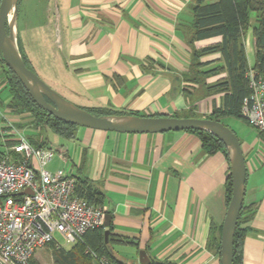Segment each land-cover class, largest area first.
Instances as JSON below:
<instances>
[{
	"label": "crops",
	"instance_id": "1",
	"mask_svg": "<svg viewBox=\"0 0 264 264\" xmlns=\"http://www.w3.org/2000/svg\"><path fill=\"white\" fill-rule=\"evenodd\" d=\"M46 1L39 4L52 13L60 41L55 74L47 77L68 89L64 96L77 105L122 115L199 118L231 108L229 94L210 87L228 72H204L224 65L222 54L204 55L200 60L207 64L195 66L192 48L221 36L190 43L194 0H55L53 9ZM250 21L245 48L253 67L256 16ZM18 36L37 66L19 26ZM220 121L237 134L247 163L244 261L264 264V137L241 115L225 114ZM43 139L57 150L52 160L57 157L58 166L49 170L64 169L100 193V205L111 214L107 242L119 259L141 264L145 250L150 261L221 264L215 238L220 241L228 208L231 160L225 152L208 153L187 130L128 133L78 126L73 138L46 130Z\"/></svg>",
	"mask_w": 264,
	"mask_h": 264
},
{
	"label": "trees",
	"instance_id": "2",
	"mask_svg": "<svg viewBox=\"0 0 264 264\" xmlns=\"http://www.w3.org/2000/svg\"><path fill=\"white\" fill-rule=\"evenodd\" d=\"M1 2V0H0ZM22 0H19V11ZM194 12L193 22L190 25L193 36L190 43L195 40L221 36V40L211 43L204 47L192 48V54L196 60L195 66L200 67L204 64L200 59L202 56L220 52L222 54L224 65H218L215 68L204 71L206 75L227 71L228 76L211 85V89L226 92L227 104L231 107L229 110L216 108L209 115V118L221 120L225 114H238L244 97L249 93V80L247 71L252 68L259 74L264 75V0H194L192 3ZM256 13V21L253 26V37L255 39L256 61L253 67L249 66L246 48L245 35L251 27V14ZM21 55L28 67L31 66L28 55L23 51L19 42ZM36 71V70H35ZM37 72V71H36ZM8 90V97L1 96L3 90ZM85 108V107H84ZM89 111L101 115H122L124 111L113 110L109 108H99L97 111L86 108ZM0 110L13 114L30 116V123L34 128L51 130L66 138L75 137V130L78 125L67 123L58 119L40 106L30 95L25 85L10 65L3 59L0 51ZM96 110V109H95ZM16 126L22 128V124ZM196 133L201 141L203 148L208 153L223 151L230 157L229 150L223 141L206 129H185ZM37 146H46L45 139L42 141H31ZM16 143L15 140H8L6 143L0 141V157L10 155L13 158H20L11 146ZM227 202L230 203L232 197V175L227 180ZM77 191L81 196L86 197L91 202L100 205V193L92 188L88 180L77 179ZM248 207L243 204L237 229L234 238V264H245L244 261V236L248 230L242 227V218ZM112 228V225H110ZM222 232V229H221ZM221 235V234H220ZM214 241V237L212 242ZM215 246L221 252V236ZM53 250V256L56 264H95L96 258L106 257L113 264H136L119 259L111 250L107 242L105 226L90 229L84 235L83 240L73 244L70 247H57L54 244L49 246ZM32 264H42L34 257ZM150 264H177L171 261H157L153 259Z\"/></svg>",
	"mask_w": 264,
	"mask_h": 264
},
{
	"label": "built area",
	"instance_id": "3",
	"mask_svg": "<svg viewBox=\"0 0 264 264\" xmlns=\"http://www.w3.org/2000/svg\"><path fill=\"white\" fill-rule=\"evenodd\" d=\"M247 77L249 93L239 115L264 137V75L250 68ZM4 115L0 111V141L15 140L13 150L23 157H0V264H32L40 248L82 241L88 230L104 225L105 212L78 193L77 178L64 169H48L56 149L34 145ZM96 263L113 264L106 257Z\"/></svg>",
	"mask_w": 264,
	"mask_h": 264
},
{
	"label": "water",
	"instance_id": "4",
	"mask_svg": "<svg viewBox=\"0 0 264 264\" xmlns=\"http://www.w3.org/2000/svg\"><path fill=\"white\" fill-rule=\"evenodd\" d=\"M19 0L0 2V51L3 59L20 78L33 99L58 119L78 126L128 133L165 132L185 129H206L218 136L229 150L232 175V197L221 233V264H234V238L244 204L247 163L237 134L225 123L213 118L107 115L95 114L67 99L35 70L25 63L18 44ZM111 214L105 213L106 236ZM140 263L150 264L145 250L140 251Z\"/></svg>",
	"mask_w": 264,
	"mask_h": 264
},
{
	"label": "rangeland",
	"instance_id": "5",
	"mask_svg": "<svg viewBox=\"0 0 264 264\" xmlns=\"http://www.w3.org/2000/svg\"><path fill=\"white\" fill-rule=\"evenodd\" d=\"M28 2V3H27ZM46 3L51 4V8H55V0H47ZM44 5L39 4V0H24L20 6L19 16H18V26L20 27L22 34L24 35V46L25 49L30 52L31 56L35 57V62L37 66L31 64V66L37 71V73L49 84L54 86L59 90V92L64 96L69 91L68 89H64V87H59L56 83H53L52 79L55 71V55L54 52L58 51L60 48V41L58 39V28L57 23L54 19L50 18L52 13L44 12L42 8ZM53 9V8H52ZM51 9V12L53 11ZM256 16V13H252ZM54 16V15H53ZM18 26L16 31L18 32ZM45 40V41H44ZM44 43V44H43ZM47 50L46 54L41 53L40 49ZM38 54V55H37ZM50 78H48V77ZM1 96L8 97V90L5 89L1 92ZM68 99V98H67ZM1 111V110H0ZM3 112V111H2ZM4 118H9L11 122L15 125L22 124L21 129H25L24 133L30 141L42 140L44 138V134L46 129L42 130V134L40 130L34 128V126L28 125L30 116L19 117L17 114L11 115L10 112H4ZM10 114V115H9ZM0 123H4L0 116ZM20 128V127H19ZM55 135L50 133V139L54 140ZM60 138V141L61 142ZM12 140V139H11ZM14 145L11 146L13 149ZM20 156L23 155L20 153ZM57 157L52 160L49 164L48 169H53L57 167ZM60 243H64V240L61 236H57ZM72 246V245H70ZM67 246V247H70ZM34 258L41 262L42 264H56L53 256V250L50 247H44L37 250ZM95 264H97L95 262Z\"/></svg>",
	"mask_w": 264,
	"mask_h": 264
}]
</instances>
